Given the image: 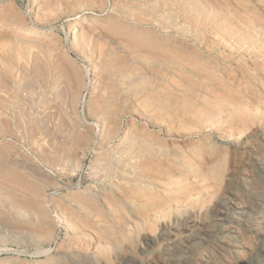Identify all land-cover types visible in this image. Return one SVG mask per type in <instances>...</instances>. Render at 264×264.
Returning <instances> with one entry per match:
<instances>
[{"label":"rangeland","instance_id":"rangeland-1","mask_svg":"<svg viewBox=\"0 0 264 264\" xmlns=\"http://www.w3.org/2000/svg\"><path fill=\"white\" fill-rule=\"evenodd\" d=\"M0 264H264V0H0Z\"/></svg>","mask_w":264,"mask_h":264},{"label":"bare ground","instance_id":"bare-ground-1","mask_svg":"<svg viewBox=\"0 0 264 264\" xmlns=\"http://www.w3.org/2000/svg\"><path fill=\"white\" fill-rule=\"evenodd\" d=\"M81 25H82V22L77 21L74 25V29L81 28ZM17 31H20L21 34H25V35H33V34H37L41 32L36 28H26V27L17 28Z\"/></svg>","mask_w":264,"mask_h":264}]
</instances>
